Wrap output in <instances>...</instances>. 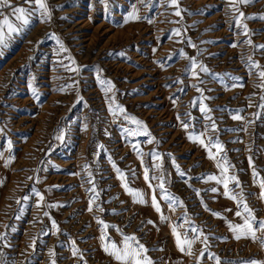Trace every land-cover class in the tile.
I'll use <instances>...</instances> for the list:
<instances>
[{
  "label": "rangeland",
  "instance_id": "1",
  "mask_svg": "<svg viewBox=\"0 0 264 264\" xmlns=\"http://www.w3.org/2000/svg\"><path fill=\"white\" fill-rule=\"evenodd\" d=\"M45 3L49 14L33 15L28 26L0 9V22L8 16L21 28L10 35L5 29L0 50V262L121 264L111 242L122 248L127 235L153 264H264V232L254 240L233 231L229 225L243 220L228 198L242 196L264 220V48L256 47L264 45V0ZM117 105L124 112L113 115ZM213 122L216 130L205 127ZM200 132L206 144L223 145L212 148L214 159L190 139ZM222 156L224 175L233 178L227 195L207 179L222 175ZM158 177L174 200L163 198ZM190 227L201 235L188 249Z\"/></svg>",
  "mask_w": 264,
  "mask_h": 264
},
{
  "label": "snow or ice",
  "instance_id": "2",
  "mask_svg": "<svg viewBox=\"0 0 264 264\" xmlns=\"http://www.w3.org/2000/svg\"><path fill=\"white\" fill-rule=\"evenodd\" d=\"M241 3H247L248 0H240ZM253 2H255V0H253ZM24 3L29 5V7L26 9L23 6H14L11 3V0H0V9H3L5 7H8L11 9L12 11V16L14 17V19L16 21H19L21 25L23 26H28L31 22V17L33 15H36L37 13L39 14L40 17L43 16H47L49 14L47 5L45 3V0H24ZM175 5L178 7L177 5V0H171V5ZM238 11V10H237ZM177 16L181 15L180 11H176L174 13ZM239 16L243 17L244 13L243 12H239ZM5 29L7 30V33L10 35L12 33H16L19 32L21 30V28L19 26H17L16 24L13 23L12 19L9 18L8 16H5L3 18V21L0 22V50L3 49V47H6V35H5ZM176 34H179V32L177 31ZM245 34L247 35V29H245ZM59 42V41H58ZM247 43L251 44L252 42L246 41ZM61 49H63V45L61 44ZM256 47L259 48H264V45H258ZM191 64H192V68H195L196 66V61L194 59H191ZM253 66L254 67H260L259 65H256L255 62H253ZM201 70L205 73L208 72V69L204 66H201ZM259 76L264 78V70H261L259 72ZM102 85H108L109 87L111 86V81H101ZM264 99V98H262ZM111 110V109H110ZM200 111L202 112H210L211 109H207V108H201ZM124 109H122L119 105L116 106V109L113 111V115H116L117 113H123ZM189 115L190 114H186ZM235 119L239 120L241 119V117L239 115L234 116ZM125 119L130 120L132 123L136 124L138 126V129L141 133H147V128L146 126L143 125V123L137 119H135L134 117H128L125 116ZM183 127L187 130L189 127L188 123H183ZM206 128L210 127L212 130H216V124L215 122H213L211 125L205 126ZM243 130V129H242ZM129 132V134L131 135H137V132H133L131 129L127 130ZM150 135V134H149ZM205 135L204 132H200L198 136L192 137L190 136V139H194L197 142H199L203 147H205L208 151L209 157L210 158H215L212 155V148L215 147L217 150H222L223 149V145H221L219 143V141L217 140H212L210 141V143L206 144L205 141L203 139H201V137H203ZM137 155L141 156V158L143 157L144 153L138 151ZM151 155V154H149ZM157 158H159V154H156ZM141 162L143 163V160L141 159ZM228 161L226 157H221V160L218 161L217 163V167L220 168L221 171V176L220 177H216V176H209L207 179L209 180H215L217 183L222 184L223 188L225 190L224 194L227 195L228 194V188H229V184L228 181L230 179H233L232 177H226L224 174L227 173L228 171ZM250 165H251V159H250ZM115 167V165H113ZM117 174L120 176H123V173L120 172V170L117 168L116 169ZM149 169L145 168L144 169V179L146 181H149V188L151 189V201L153 206L156 208V210L159 212L161 211L159 204L157 203V198L155 195V187L152 185L151 183V178L149 177ZM181 176L184 175L183 172L180 173ZM253 175L256 176L257 173L253 172ZM160 180L159 183V188L161 190L162 193H164L163 198L165 200L168 201H172L174 200V197L170 196L169 194L166 193L165 191V185H164V181L162 178H157ZM237 187H242L240 185V182L237 180L236 181ZM260 187L262 189H264V180H261L260 182ZM125 189L127 191H129L130 193H132L133 195L139 197V201L140 203H144V193H141L139 191L136 192H132L131 189H128L127 184H125ZM92 192H96L95 187H93L91 189ZM213 192H216L217 189L213 188L212 189ZM37 195H40L39 193ZM99 193H96L95 196H93L91 199L95 200L98 197ZM261 196L264 197V193H261ZM229 199H232L234 201H237L238 204V210L234 213L237 217H241L243 220V226L241 225H229L230 228L233 229V231H243L247 236H250L252 239H256V233L257 232H264V220H259L257 218L254 217L253 215V210L251 208L248 207L246 202H243V197L241 196L239 199L237 197V195H231L228 196ZM40 199L43 200V196H40ZM173 207H175V204L172 205ZM206 207V205H205ZM239 209H242L239 210ZM92 207L90 206L88 208V211H92ZM103 210V209H101ZM211 211V210H209ZM229 211H231V209H229ZM213 215L215 216H219V213H213ZM186 219V218H185ZM100 223L105 227H109L107 224H105L103 221H100ZM151 223V222H149ZM117 231H119V229H117ZM189 232L193 233L194 235H192L191 237H189L187 234H185V240L188 244V249L191 248L192 244L200 237L201 232L199 229L195 228V227H190L189 228ZM173 233L176 236V243L177 246L180 248L181 252H185L187 251V249H185V247H183L181 245V238L180 235L176 233L175 231V227L173 228ZM123 247L122 248H118L117 244L115 241H112V247L113 249H116V251H114L112 254L115 256L117 261H120L121 264H153V261L147 257L146 253H147V248L139 243V241L136 239L135 236H127V235H123ZM237 239L240 238V235L237 234ZM3 238H0V240H2ZM134 242V243H133ZM203 243L205 244V248L208 247L207 245V237L205 236L203 239ZM262 246H264V241H261ZM206 253L202 252L201 253V257L200 259L202 260L205 257ZM82 258V257H81ZM0 264H3V262H0ZM217 264H219V261L217 260ZM249 264H259V262L252 260L249 261Z\"/></svg>",
  "mask_w": 264,
  "mask_h": 264
},
{
  "label": "bare ground",
  "instance_id": "3",
  "mask_svg": "<svg viewBox=\"0 0 264 264\" xmlns=\"http://www.w3.org/2000/svg\"><path fill=\"white\" fill-rule=\"evenodd\" d=\"M2 205V204H1ZM0 209H2V208H0ZM1 217V216H0Z\"/></svg>",
  "mask_w": 264,
  "mask_h": 264
}]
</instances>
